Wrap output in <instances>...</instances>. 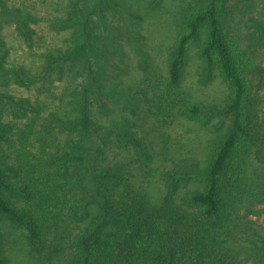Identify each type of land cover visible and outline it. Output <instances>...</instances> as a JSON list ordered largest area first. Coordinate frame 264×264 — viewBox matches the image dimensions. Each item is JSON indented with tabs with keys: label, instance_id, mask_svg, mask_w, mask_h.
Instances as JSON below:
<instances>
[{
	"label": "trees",
	"instance_id": "obj_1",
	"mask_svg": "<svg viewBox=\"0 0 264 264\" xmlns=\"http://www.w3.org/2000/svg\"><path fill=\"white\" fill-rule=\"evenodd\" d=\"M259 2L192 0L164 63L125 78L115 22L133 15L121 0H65L48 21L0 0V81L45 95L0 90V264H10L8 227L26 230L45 264H264ZM8 20L31 68H8ZM195 47L199 83L224 86L215 102L184 88ZM186 122L210 135L205 151L168 145Z\"/></svg>",
	"mask_w": 264,
	"mask_h": 264
},
{
	"label": "rangeland",
	"instance_id": "obj_2",
	"mask_svg": "<svg viewBox=\"0 0 264 264\" xmlns=\"http://www.w3.org/2000/svg\"><path fill=\"white\" fill-rule=\"evenodd\" d=\"M64 1L65 0H6V4L10 7H25L40 19L43 18L48 21L53 16L60 14V7ZM150 1L152 0H121L124 6L127 7L133 15L131 19H121V17H117L115 22L120 26L123 32L124 29H126V31L128 30L130 33L127 38L125 31L121 41L124 48L123 53H125L124 58L121 57L119 50L113 57L114 61L117 63L120 62L119 69L121 77L122 75L125 78L140 77L144 74V67L152 68L155 64L159 63L162 65L164 63L167 48L173 44L174 36L178 30L177 19L183 8L187 7L188 4L192 2V0H161L160 4L151 6ZM252 1L258 2V0ZM260 2H264V0H260ZM258 15L264 20V14ZM124 19L129 22L124 21ZM5 21H3V33L11 51L8 68L10 70L16 69L19 66L31 68L35 59L31 57V52L28 47L17 37L14 22L11 20ZM46 21H41L42 26L39 30H41L40 34L42 35H46L44 33V29L47 30ZM117 22H119V24ZM66 34V32H63L61 35L64 36ZM104 35H106V33L102 34V36ZM107 35L117 36L118 32L110 30L107 32ZM63 36H59L58 38L62 39ZM36 48L37 47H35V49ZM112 49L117 50V47L114 46ZM122 59H124V63H122ZM198 65L199 60L197 48L195 47L190 53L184 88L188 92H191L196 100L215 102V99L219 97L224 89L222 81L216 80L208 86L201 85L198 81ZM114 70L115 68L113 71ZM37 86L38 85L32 88L19 86L13 81L12 75H9V80L7 81H0V90L9 93L15 99L30 98L32 102L37 99L44 101L45 95H41L38 92ZM127 115L132 117L130 114ZM209 137L210 135L198 125L186 122L182 126L176 125L175 129L172 131V140L168 145H173L175 151L180 149L179 151L181 152L191 151L195 153L197 151L200 152V150H206L205 148H201L206 146V141ZM161 159L162 156L159 159L157 158V163H155L157 169L164 166ZM150 179L154 181L146 185L150 187L152 191H154V189L156 191V187L159 184L156 182L158 178L156 179L155 177ZM255 219L258 221L259 227L264 231V216ZM7 233L9 242L7 244L6 254L10 259V264L46 263L44 259L40 258V254L33 251L34 249H31L27 244L29 234L26 230L18 227H8Z\"/></svg>",
	"mask_w": 264,
	"mask_h": 264
}]
</instances>
